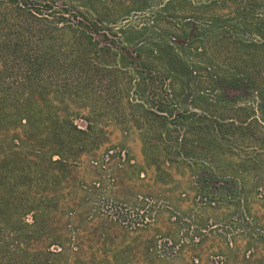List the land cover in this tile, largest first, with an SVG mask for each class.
Wrapping results in <instances>:
<instances>
[{"label":"trees","instance_id":"trees-1","mask_svg":"<svg viewBox=\"0 0 264 264\" xmlns=\"http://www.w3.org/2000/svg\"><path fill=\"white\" fill-rule=\"evenodd\" d=\"M262 9L264 0H0V264L64 254L53 224L63 189L107 140L108 121L138 131L147 164L203 180L206 197L224 179L264 173ZM236 147L257 149L256 163ZM31 241H48V252Z\"/></svg>","mask_w":264,"mask_h":264},{"label":"rangeland","instance_id":"rangeland-1","mask_svg":"<svg viewBox=\"0 0 264 264\" xmlns=\"http://www.w3.org/2000/svg\"><path fill=\"white\" fill-rule=\"evenodd\" d=\"M75 121L81 128L87 125L84 119ZM105 127L108 138L101 149L81 156L63 189L61 214L53 224L67 236L64 254L53 261L46 250L48 241H31L30 250L47 254L28 261L264 264L263 172L244 180L224 179L230 186L206 197L197 190L206 183L196 182L188 169L161 171L147 164L134 127H121L115 121ZM234 152L256 163L257 149L236 147Z\"/></svg>","mask_w":264,"mask_h":264}]
</instances>
